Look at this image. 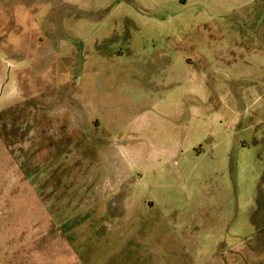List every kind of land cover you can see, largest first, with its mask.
<instances>
[{
	"label": "rangeland",
	"instance_id": "1",
	"mask_svg": "<svg viewBox=\"0 0 264 264\" xmlns=\"http://www.w3.org/2000/svg\"><path fill=\"white\" fill-rule=\"evenodd\" d=\"M0 264H264V0H0Z\"/></svg>",
	"mask_w": 264,
	"mask_h": 264
}]
</instances>
